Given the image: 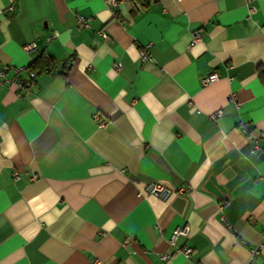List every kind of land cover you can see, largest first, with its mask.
<instances>
[{"label":"crops","instance_id":"1","mask_svg":"<svg viewBox=\"0 0 264 264\" xmlns=\"http://www.w3.org/2000/svg\"><path fill=\"white\" fill-rule=\"evenodd\" d=\"M259 64L264 0H0V264H264Z\"/></svg>","mask_w":264,"mask_h":264},{"label":"built area","instance_id":"2","mask_svg":"<svg viewBox=\"0 0 264 264\" xmlns=\"http://www.w3.org/2000/svg\"><path fill=\"white\" fill-rule=\"evenodd\" d=\"M112 1H113V3H116V0H112ZM78 22H79V25H83L85 23V20H84L83 17H79L78 18ZM101 35H102L103 38H107L108 37V35L105 32H101ZM198 35H199V33L197 32L195 34V36H198ZM35 47H36V44H35L34 41L28 42L24 46L25 50H27V51H31V50L35 49ZM141 54L143 55V57L146 56V53H144L143 51L141 52ZM44 57L47 58V55L44 54ZM119 66H120V64H118V67ZM46 68L50 69V67H46ZM6 69H7V66L0 67V76H2L4 74ZM22 70H26L28 75H27V77L25 79H21V80L20 79L19 80L15 79V81H14L15 84L18 87H24V88L32 86L35 83L36 76H37V74L39 73L40 70L38 68H35V69L31 68L30 69V68H27V67H18L14 71H15V73H18V72H20ZM216 77H217V75L215 73H212L209 76L203 78V83L206 84V83L216 79ZM17 176H18V174L15 173V177H17ZM145 191H147V193H151V194H154V195H157V196H160V197H165L166 195H168L171 192V189L163 186L162 184H160L158 182H152V183H150L147 186ZM185 230H186V226L182 230H175V232L173 233V237L178 232H181V231L183 232ZM262 237H264V231H262ZM257 249H258L257 246L252 248L251 249V254L254 255L257 252ZM180 253L183 256H185L186 258H189L191 253H192V248L189 247V246H186V247H184V248H182L180 250ZM163 258H164V256H163ZM249 264H251V263H249Z\"/></svg>","mask_w":264,"mask_h":264},{"label":"trees","instance_id":"3","mask_svg":"<svg viewBox=\"0 0 264 264\" xmlns=\"http://www.w3.org/2000/svg\"><path fill=\"white\" fill-rule=\"evenodd\" d=\"M52 64H54V62L51 58L49 57L46 58L44 56H41V58L34 60L31 63L30 67L32 69H35V68L42 69L45 67H51ZM257 74H258L260 81L264 83V64H259L257 66Z\"/></svg>","mask_w":264,"mask_h":264}]
</instances>
